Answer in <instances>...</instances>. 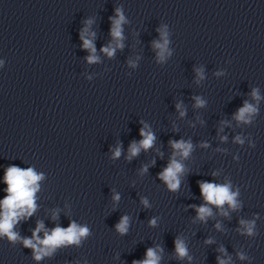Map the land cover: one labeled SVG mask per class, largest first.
I'll return each mask as SVG.
<instances>
[{
	"label": "clouds",
	"instance_id": "obj_1",
	"mask_svg": "<svg viewBox=\"0 0 264 264\" xmlns=\"http://www.w3.org/2000/svg\"><path fill=\"white\" fill-rule=\"evenodd\" d=\"M112 27L110 29V34L113 37L114 45L109 44L107 47L101 49L107 56L112 57L115 54L116 49H123V29L122 25L126 23L125 16L120 8L115 10V16L110 17ZM86 23L91 24L92 21H87ZM87 29L81 31V40L83 41V48L89 50L91 53L87 57L88 63H95L98 61V57L95 55L96 49L92 39H85L84 33ZM157 31L160 33V41H153V48L157 49V58L159 62H164L171 52L168 49V33L165 27L158 28ZM94 38L95 33H90ZM132 66H135L132 61H129ZM221 73H217L220 75ZM196 75L198 79H204V74L201 69L196 70ZM254 100L259 101L261 97L259 96L258 89H253L251 93ZM196 103L195 107H203L205 101L199 96L194 97ZM176 108L183 117L186 113L183 110L182 104L177 103ZM258 109L255 105L250 104L248 101L244 102L243 107L239 108L234 119L238 122L250 123L252 115L257 113ZM140 136L142 139L140 141H133L128 149L127 159L131 160L136 157L140 151L143 149L147 151L153 147L154 141L156 139L155 134L149 130L148 125L144 124L140 129ZM222 140L226 137H222ZM238 142L242 141L239 137L236 138ZM171 148L173 149L172 157L169 160L168 165L161 171L158 176L161 181H163L170 191H177L181 184V175L184 173L185 168L183 163L180 162L176 157L179 156L181 159H186L189 157L190 153L193 151V144L191 141H185L183 139L178 141H169ZM207 147V145H202ZM121 155V147L117 146L113 152V158H118ZM154 163V162H153ZM148 171V166H143L140 170L141 174ZM216 175V173H213ZM43 179V174H38L33 168L29 167L27 169H22L16 165H10L6 168L4 174V183L7 185L5 191L7 195L0 201V236H7L9 240L15 242L20 239L18 233L13 231L14 226L22 219L33 215L36 211V192L39 190V181ZM200 193L205 201L204 204L195 207L197 216L196 219L202 222H206L209 217H212V207L220 209V214L223 216H228V212L224 211L223 206L227 204L230 209L237 210L240 207L237 201L238 191L234 192L231 190V184H217L214 182L201 181L199 182ZM114 202L120 200L118 193L114 194L112 197ZM141 204L148 208L150 204L146 198H141ZM55 219V214L53 215ZM157 223L156 218H152L149 221L151 226H155ZM240 224L243 226L244 231L248 235L254 234V222L241 220ZM116 230L121 235L128 232L129 229V217L124 215L121 217L120 221L116 224ZM217 228L220 227L219 224L216 225ZM44 231V237L41 239L38 235L41 231ZM89 228L85 226L78 225L75 221L70 222L67 228H62L56 226L50 232L44 230L43 223L37 224L36 229L33 231L32 238H23L22 243L25 247L31 248L33 250L34 259L39 261L45 256H51L57 248L67 245H79L82 238L89 235ZM206 243H211V240L206 241ZM220 252L224 253L225 249L221 248ZM162 252V249L157 246L156 248H149L146 252V258L140 261H134L133 264H160L161 255L158 253ZM175 252L178 258L191 257L188 256L187 247L182 239L179 237L175 240ZM241 260L245 259L243 254H238ZM230 259V258H229ZM217 264H229L228 260L221 259L217 257Z\"/></svg>",
	"mask_w": 264,
	"mask_h": 264
}]
</instances>
